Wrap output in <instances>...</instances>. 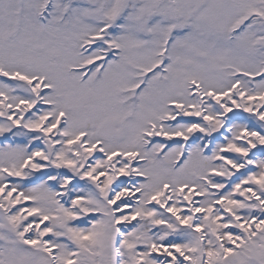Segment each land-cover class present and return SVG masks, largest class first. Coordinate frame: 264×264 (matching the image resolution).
<instances>
[{"label": "snow or ice", "instance_id": "snow-or-ice-1", "mask_svg": "<svg viewBox=\"0 0 264 264\" xmlns=\"http://www.w3.org/2000/svg\"><path fill=\"white\" fill-rule=\"evenodd\" d=\"M0 264H264V0H0Z\"/></svg>", "mask_w": 264, "mask_h": 264}]
</instances>
